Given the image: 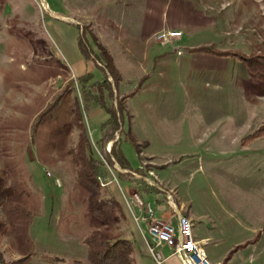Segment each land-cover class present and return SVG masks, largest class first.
<instances>
[{
	"label": "rangeland",
	"instance_id": "374dc122",
	"mask_svg": "<svg viewBox=\"0 0 264 264\" xmlns=\"http://www.w3.org/2000/svg\"><path fill=\"white\" fill-rule=\"evenodd\" d=\"M45 1L41 9L36 0H0V171L13 191L0 206V264L24 257L23 264H88L83 240L94 230L110 242L128 240L133 264H156L131 199L139 193L167 219L161 189L174 193L181 212L188 200L205 217L191 221V231L212 239L203 243L211 264L244 243L226 264H264V135L240 144L264 126V84L237 57L198 50L264 54V0ZM82 28L120 72L115 94L127 96L134 135L149 141L140 155L129 142L121 150L158 193L146 195L140 179L104 161L100 124L116 100L78 51ZM170 31L181 34L159 38ZM86 74L88 82L78 80ZM83 88L99 98L83 120L102 164L101 195L124 211L107 225L91 216L73 160L72 102Z\"/></svg>",
	"mask_w": 264,
	"mask_h": 264
},
{
	"label": "trees",
	"instance_id": "16d2710c",
	"mask_svg": "<svg viewBox=\"0 0 264 264\" xmlns=\"http://www.w3.org/2000/svg\"><path fill=\"white\" fill-rule=\"evenodd\" d=\"M84 28L82 33L76 36V46L84 60H92L97 68L102 72L103 79L101 82L109 83V95L116 100L115 111L100 124L99 143L104 149V161L108 166L117 164L121 169L127 170L120 173L121 177L133 178V174L142 175L144 178V171L140 169H132L129 162L126 160L122 150L121 142H129L136 153L140 155L141 148L145 141H139L131 129V115L126 109V97L116 96V87L118 86L121 76L119 70L115 67L110 52H108L96 38L92 37V41L97 48L94 52L90 44L85 40ZM198 50L209 52L222 56H235L243 64L244 68L255 80L264 84V54L256 53L253 55H241L233 52H215L212 49ZM197 50V51H198ZM90 74L79 77V81H87ZM100 82V83H101ZM99 84H94V87ZM135 91L132 93L134 94ZM131 93V94H132ZM130 94V95H131ZM132 94V95H133ZM99 102L97 92L91 89L82 90L81 99L75 98L72 104V112L74 115V122L78 125L79 132L77 140L73 147V160L75 162L76 177L78 182L86 188L91 194L89 197V206L91 216L100 224L107 225L113 223L116 218L123 217V212L120 203L113 196H102L101 185V162L92 156V146L89 135L87 133L86 125L83 120V113L94 109ZM126 129L124 130V126ZM264 135V126L257 131L245 136L241 143H247L258 137ZM107 146L109 151H107ZM141 178V179H142ZM140 190L146 195L160 192L156 187L150 186L141 180ZM13 195V191L5 184V172L0 171V206ZM5 225L0 221V234L5 231ZM257 236L255 238L257 239ZM255 238L253 240H255ZM252 240V242H253ZM251 241V240H250ZM86 246V259L88 264H133L132 258V244L126 239H118L113 242L104 240L99 231H91L83 240ZM248 244V243H247ZM246 246L239 244L234 246L222 260L220 264H226L233 253L240 247ZM26 257L18 259L11 263L3 264H23Z\"/></svg>",
	"mask_w": 264,
	"mask_h": 264
},
{
	"label": "built area",
	"instance_id": "2783aa9c",
	"mask_svg": "<svg viewBox=\"0 0 264 264\" xmlns=\"http://www.w3.org/2000/svg\"><path fill=\"white\" fill-rule=\"evenodd\" d=\"M36 1L41 9L47 6L45 0ZM179 35L178 31H170L165 35H159V38L171 40ZM133 177L145 181L148 185L151 184L139 174H133ZM161 191L170 212L167 219L159 218L153 205L149 201H143L139 193H134L131 199L138 210L134 220L138 225L140 222L146 225L147 248L156 264H162L166 260L163 248H167L171 255H177L182 264H211L203 250L202 242L192 234L191 220L176 207L174 193L164 189Z\"/></svg>",
	"mask_w": 264,
	"mask_h": 264
},
{
	"label": "crops",
	"instance_id": "0c3cea01",
	"mask_svg": "<svg viewBox=\"0 0 264 264\" xmlns=\"http://www.w3.org/2000/svg\"><path fill=\"white\" fill-rule=\"evenodd\" d=\"M77 36V35H76ZM76 39V38H75ZM204 54V53H203ZM206 56H209V54H205ZM190 62H191V59H188ZM192 63V62H191ZM217 68V67H216ZM132 124H133V122H132ZM140 140H146V141H148L147 139H142V138H140V137H138ZM148 143H149V141H148ZM157 189H159L158 187H157ZM116 199V198H115ZM118 202H119V200L118 199H116ZM120 203V202H119ZM186 203L189 205V208L187 207V208H185L184 210H182V213L185 215L186 214V216L191 220V221H193V222H197V223H201L202 221H201V219H204L205 217H203V215H201V214H198L194 209H193V206H192V204H191V202L190 201H188V200H186ZM120 205H121V203H120ZM121 208L123 209V206L121 205ZM123 211V210H122ZM124 212V211H123ZM213 222H211V224H212ZM197 240H199V241H201L202 242V244L203 243H205V242H207V241H212V239L210 238V236L209 235H202V233H197L196 234V237H195ZM203 246V245H202ZM162 251H163V253H164V255L166 256V260H165V263L166 264H182L181 263V260H180V258L177 256V255H171L170 254V252H169V250L167 249V248H163L162 249ZM222 262V260L220 261V260H218V261H216V262H214V264L215 263H217V264H220Z\"/></svg>",
	"mask_w": 264,
	"mask_h": 264
},
{
	"label": "bare ground",
	"instance_id": "6f19581e",
	"mask_svg": "<svg viewBox=\"0 0 264 264\" xmlns=\"http://www.w3.org/2000/svg\"><path fill=\"white\" fill-rule=\"evenodd\" d=\"M163 32V31H162ZM181 34V33H180ZM179 51V50H178ZM107 151H109V147L107 146ZM123 173V172H122ZM142 176V175H141ZM136 179V178H135ZM150 186H153V185H150ZM156 187V186H155ZM144 199V198H143ZM146 200V199H145ZM148 201V200H147ZM150 201V200H149ZM152 204V203H151Z\"/></svg>",
	"mask_w": 264,
	"mask_h": 264
}]
</instances>
